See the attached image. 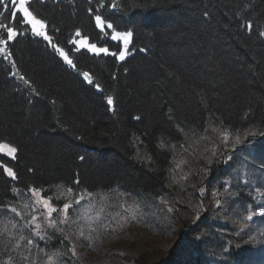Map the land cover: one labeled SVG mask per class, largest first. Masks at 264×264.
Listing matches in <instances>:
<instances>
[{"label": "trees", "instance_id": "trees-1", "mask_svg": "<svg viewBox=\"0 0 264 264\" xmlns=\"http://www.w3.org/2000/svg\"><path fill=\"white\" fill-rule=\"evenodd\" d=\"M30 11L51 44L0 5L17 32L0 44V144L17 149L0 151V264H264V0H30ZM113 30L133 33L123 61L71 42L79 31L118 53ZM68 188L133 200L140 226L37 228L13 211L18 193Z\"/></svg>", "mask_w": 264, "mask_h": 264}, {"label": "rangeland", "instance_id": "rangeland-1", "mask_svg": "<svg viewBox=\"0 0 264 264\" xmlns=\"http://www.w3.org/2000/svg\"><path fill=\"white\" fill-rule=\"evenodd\" d=\"M44 30L46 31V27ZM0 151L9 157H15V153L9 155L6 148L0 149ZM69 189L65 190V195L54 192L51 196H44L42 192L34 189L18 193V199L13 206L14 212L26 226H36L37 224L40 226H68L69 223L75 224L76 219L79 220V226H111L113 224L122 226V220L125 218L130 222L129 226H140L139 213L136 209L138 204L133 200L123 197L114 199L113 196L116 197V195H107V193H101L102 195L99 196L100 193L73 189L69 191ZM45 199L49 201V207L55 208L56 211L49 214L48 208L42 202H38ZM65 204L70 205L67 211H64ZM26 212H29L30 215ZM37 236H42V234L38 233Z\"/></svg>", "mask_w": 264, "mask_h": 264}, {"label": "snow or ice", "instance_id": "snow-or-ice-1", "mask_svg": "<svg viewBox=\"0 0 264 264\" xmlns=\"http://www.w3.org/2000/svg\"><path fill=\"white\" fill-rule=\"evenodd\" d=\"M11 4H12V7L16 9L15 12H11L8 9V5L5 4V0H0V5H2L6 11H9L10 17L16 18L17 23L20 22V19H21L20 14H23V16H22L23 21L26 22L27 24L31 25V31L34 35L43 37V39L46 41L51 40V38L46 34V31L44 30L46 27L45 23L41 19H38L37 16L34 15L32 11H30V0H11ZM112 6L116 7L115 4H113ZM0 15H3V13H0ZM95 22H96V27L99 28L103 32L105 29V20L102 19V17L100 15H96L95 16ZM106 27L108 29H114V26L112 23H107ZM248 27L251 28V25H249ZM0 28H6V30H7V37H6V39H0V44L7 45V43L9 41H12L14 39V37L17 35V32L12 27L5 25L3 23H0ZM132 35H133V33L131 31L120 32V31L113 30L112 35H111L112 40L113 41H122L123 46H124L123 49L118 51V53L117 52H110L107 47H97L96 44H89L87 42V38L83 39L82 41H71V42L72 43H78L80 45V47H85L88 49V51L94 52L97 55H99L100 53H104L105 55H111L113 57H116V59L123 61L126 57V54H127L126 50H127L128 45L130 43V38L132 37ZM261 35H264V33H261ZM76 36L80 37L81 33L79 31H77ZM53 48L55 49L56 52L59 53L60 56L63 57V59L70 66L75 68V65L72 63V60L69 59L68 55L64 52L63 49L56 47V45H53ZM4 50H5L4 48H0V52H3ZM83 75L87 78L89 74L84 73ZM21 79H23V77H21ZM88 82L92 83V81L90 79ZM25 83H28V81L25 80ZM97 87H99V85H97ZM107 103L109 105L113 104V98L111 96L107 97ZM240 142H241L240 137L237 136L235 143L239 144ZM5 148L8 149L9 155H13L17 151V149L15 147H10L7 144H0V149H5ZM13 158H14V156H13ZM81 160H83V157H81ZM4 171L7 172L8 175L11 176L13 179L16 178L15 173L13 172V170L11 168H5ZM77 183H79V181H77ZM69 191H71V189H69ZM38 202H42L44 204V206L48 208L49 214H51V212L56 211L55 208L49 207V201L48 200L45 199L43 201H38ZM69 207H70L69 204H65L64 205V211H67V209ZM13 211H15V209H13ZM260 215L264 216V212H261ZM252 218H253L252 215H249L247 217L248 220H251ZM33 219H35V217H33ZM36 227L39 228L40 225L37 224ZM21 239H23V237H21ZM29 243H32V241L29 240Z\"/></svg>", "mask_w": 264, "mask_h": 264}]
</instances>
